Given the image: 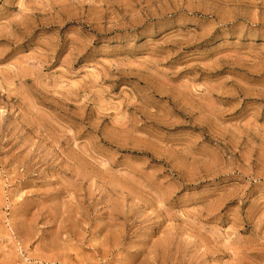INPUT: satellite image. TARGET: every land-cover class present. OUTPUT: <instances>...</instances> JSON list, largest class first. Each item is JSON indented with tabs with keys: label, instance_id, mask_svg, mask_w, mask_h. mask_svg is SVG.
I'll use <instances>...</instances> for the list:
<instances>
[{
	"label": "rangeland",
	"instance_id": "1",
	"mask_svg": "<svg viewBox=\"0 0 264 264\" xmlns=\"http://www.w3.org/2000/svg\"><path fill=\"white\" fill-rule=\"evenodd\" d=\"M0 264H264V0H0Z\"/></svg>",
	"mask_w": 264,
	"mask_h": 264
}]
</instances>
